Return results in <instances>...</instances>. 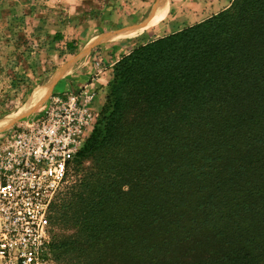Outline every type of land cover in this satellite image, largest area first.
Wrapping results in <instances>:
<instances>
[{"label": "trees", "instance_id": "obj_1", "mask_svg": "<svg viewBox=\"0 0 264 264\" xmlns=\"http://www.w3.org/2000/svg\"><path fill=\"white\" fill-rule=\"evenodd\" d=\"M99 109L50 209L72 231L55 264H264V0L135 46Z\"/></svg>", "mask_w": 264, "mask_h": 264}, {"label": "rangeland", "instance_id": "obj_2", "mask_svg": "<svg viewBox=\"0 0 264 264\" xmlns=\"http://www.w3.org/2000/svg\"><path fill=\"white\" fill-rule=\"evenodd\" d=\"M231 1L0 0V124L25 108L32 93L45 84L53 72L67 65L71 67L70 74L54 84L39 104L0 128V136L24 126L56 98L76 97L96 119L111 68L121 56L137 45L199 22L227 8ZM157 2L160 7L154 23H149L152 27L143 30L144 33L120 42L100 43L87 53L82 52L91 36L131 28L143 20ZM55 32L61 33L63 39L52 41ZM65 42H74L76 50L70 53ZM72 172L73 163L66 184L57 196L71 181ZM51 227L52 236L72 232L60 226Z\"/></svg>", "mask_w": 264, "mask_h": 264}, {"label": "built area", "instance_id": "obj_3", "mask_svg": "<svg viewBox=\"0 0 264 264\" xmlns=\"http://www.w3.org/2000/svg\"><path fill=\"white\" fill-rule=\"evenodd\" d=\"M94 123L76 97L56 98L0 136L2 264H55L50 209Z\"/></svg>", "mask_w": 264, "mask_h": 264}, {"label": "bare ground", "instance_id": "obj_4", "mask_svg": "<svg viewBox=\"0 0 264 264\" xmlns=\"http://www.w3.org/2000/svg\"><path fill=\"white\" fill-rule=\"evenodd\" d=\"M160 3H155V5L152 7V9L148 12L146 17L141 20L140 22L136 23L134 26L128 29H124L122 31L114 32V33H106V34H100L96 36H91L87 40V44L85 45L86 53L92 48L93 46L100 44V43H112V42H120L125 39H129L132 37L137 36L140 34L144 28L153 20L155 19L158 11H159ZM71 67H61L57 69L55 72L52 73V75L49 77V79L46 81L45 84L38 87L33 93L32 96L29 98L27 102V106L21 110H19L17 113L13 114L9 118H7L2 124H0V128L5 127L13 122H15L16 119H19L22 117L25 113H27L30 109L34 108L37 104L40 103V101L47 96L51 88L56 84L62 77L64 78L65 75L70 74Z\"/></svg>", "mask_w": 264, "mask_h": 264}, {"label": "crops", "instance_id": "obj_5", "mask_svg": "<svg viewBox=\"0 0 264 264\" xmlns=\"http://www.w3.org/2000/svg\"><path fill=\"white\" fill-rule=\"evenodd\" d=\"M222 10H223V9H222ZM220 11H221V10H220ZM217 12H218V11H217ZM217 12H215V13H217ZM215 13H213V14H215ZM213 14H212V15H213ZM153 23H154V22H152L151 24H153ZM151 24L148 25V26L144 29V31H146V30H148L149 28H151V27H152ZM134 25H135V24H134ZM144 31H143L142 33H144ZM110 33H112V32H110ZM142 33H141V34H142ZM141 34H139V35H141ZM139 35H137V36H139ZM137 36H135V37H137ZM135 37H134V38H135ZM131 39H133V38H131Z\"/></svg>", "mask_w": 264, "mask_h": 264}]
</instances>
